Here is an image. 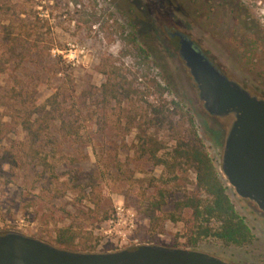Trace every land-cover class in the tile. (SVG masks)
I'll return each mask as SVG.
<instances>
[{"label":"rangeland","instance_id":"obj_1","mask_svg":"<svg viewBox=\"0 0 264 264\" xmlns=\"http://www.w3.org/2000/svg\"><path fill=\"white\" fill-rule=\"evenodd\" d=\"M118 1L0 0V54L8 46L3 26L12 33L25 32L27 53L15 72L30 98L25 116L33 104H42L53 93L58 105L54 118L29 138L16 126L21 112L7 97L8 81L0 79V122L4 124L0 140V235L14 231L54 245V230L68 225L75 234L73 251L104 252L155 244L205 252L230 264H264V213L237 197L219 173L229 119L211 118L202 111L194 97L196 88L177 59L176 40L167 32L183 33L206 52L220 72L264 98V79L254 77L241 56L247 51L254 60L259 49L251 48L259 42L252 43L254 37L234 21L238 12L233 5L220 7L215 17L211 13L212 26L206 31L163 0H131L143 18L141 31L148 34L159 56V60L150 56L147 68L136 71L128 67L130 59L121 55L125 42L114 33H119L118 24L125 21L115 12ZM232 2L247 11L264 34V0ZM110 66L123 75L128 70L135 72L138 79L131 82L135 92L102 99L100 86L108 78ZM140 74L158 80L167 90L161 96L146 93ZM170 100L190 117L235 212L252 234L249 244L226 247L207 237L189 246L194 222L189 209L179 212L175 202L191 195L204 198L194 188L192 170L183 166L169 174L141 151L142 140L152 136L161 144L156 156L168 157L174 143L172 133L164 125L158 128L148 122L150 107L168 108ZM160 195L162 217L151 229L145 211ZM114 202L134 213L135 246L99 242L95 234ZM168 214L176 220L171 221Z\"/></svg>","mask_w":264,"mask_h":264},{"label":"trees","instance_id":"obj_2","mask_svg":"<svg viewBox=\"0 0 264 264\" xmlns=\"http://www.w3.org/2000/svg\"><path fill=\"white\" fill-rule=\"evenodd\" d=\"M163 1L179 10L206 31L210 30L212 26V21L209 17L211 13H215V17L220 7L224 8L233 5L232 8H235L238 12L236 17H234V21L238 20L237 23L241 24L249 35L254 37L252 43L259 42L258 44L260 45V47L255 45V48H251V51L259 49L254 60L251 59V54H247L249 53L247 51L239 55L243 57V64L254 77L264 79V34L261 29H257L256 22H251L253 19L250 18L247 11L239 8V6L236 7L232 0ZM232 8L230 7V11H234ZM115 12L118 13V18H125L124 23L118 24L119 33L118 30H115L114 33L117 32L119 39L126 44V48L124 47L121 50V55L130 59L131 65L128 67H134L136 71H142L147 68L150 56L159 60L157 47L148 34L145 31H141L140 27L143 18L136 5L131 0H119L118 9H115ZM130 20L134 22H130ZM3 29V36L7 39L8 46L5 52L0 54V79L8 81L7 97L12 104L20 108H18V111L21 112V115L18 116V120L15 122L16 126L25 135L32 138L41 127L43 128L46 122L54 118V113L58 112V105L55 101L56 94H51L40 105L33 104V110L25 116V105L30 101V98L25 84L22 83V78L18 75L19 73H15L19 70L27 53L25 32L22 30L21 32L12 33L7 26H3ZM138 33L140 38H138ZM173 39L176 40V38ZM197 48L207 56L206 52L199 47ZM210 62L218 69L212 60ZM127 74H130V80L127 79ZM107 76L108 78L100 86L103 100L127 97L129 93L135 92L131 85L132 81L138 79L134 71L128 70L126 75H123L116 66H110ZM140 77L145 80L143 88L146 93L151 91V93L155 92L158 96H161L162 92L167 90L165 86H161L159 81L154 78H147L146 75L141 74ZM111 78L116 81L110 82ZM169 103L171 106L168 108L163 105L151 106L152 116L148 122L149 125L158 128L164 125L172 133L174 143L168 157L161 158L156 156L161 144L152 136H147L146 139L142 140L141 151L148 155L153 165L162 166L169 174L174 175L183 166L192 170L194 188L201 192L204 198L191 195L175 202L177 211L180 212L184 208L189 209L190 218L195 224H193V238L188 241L189 246H193L197 239L207 237L216 239L221 245L226 247H243L249 244L252 240V234L242 218L235 212L225 192L224 181L205 153L190 117L187 113L181 112V106H178L176 102L170 100ZM45 106L48 107L47 110L44 109ZM32 114H35L36 117L31 118ZM174 117H176L175 120H173ZM181 118H184V121L180 120ZM33 124H36L35 129ZM3 125L0 122V140L3 137ZM160 198L161 195L159 196V201L150 203L145 211V216L151 229L162 217L160 206L163 204V200ZM168 217L171 221L176 220L171 214H168ZM51 242L55 246L67 250H73L72 248L76 246L75 234L68 225L56 228ZM82 251L89 250L83 248Z\"/></svg>","mask_w":264,"mask_h":264},{"label":"water","instance_id":"obj_3","mask_svg":"<svg viewBox=\"0 0 264 264\" xmlns=\"http://www.w3.org/2000/svg\"><path fill=\"white\" fill-rule=\"evenodd\" d=\"M176 56L195 86L194 97L204 113L228 118L219 173L234 194L264 213V98L225 76L179 31ZM0 264H230L205 252L139 244L134 249L81 252L54 246L8 231L0 235Z\"/></svg>","mask_w":264,"mask_h":264},{"label":"built area","instance_id":"obj_4","mask_svg":"<svg viewBox=\"0 0 264 264\" xmlns=\"http://www.w3.org/2000/svg\"><path fill=\"white\" fill-rule=\"evenodd\" d=\"M134 228L135 218L132 210L120 202H114L96 228L95 234L99 242L111 241L119 247L135 246L136 240L132 238Z\"/></svg>","mask_w":264,"mask_h":264},{"label":"flooded vegetation","instance_id":"obj_5","mask_svg":"<svg viewBox=\"0 0 264 264\" xmlns=\"http://www.w3.org/2000/svg\"><path fill=\"white\" fill-rule=\"evenodd\" d=\"M172 38H175V37H172ZM194 44V43H193Z\"/></svg>","mask_w":264,"mask_h":264}]
</instances>
